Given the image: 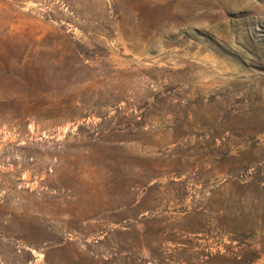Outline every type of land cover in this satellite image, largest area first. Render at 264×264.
<instances>
[{
    "label": "rangeland",
    "instance_id": "rangeland-1",
    "mask_svg": "<svg viewBox=\"0 0 264 264\" xmlns=\"http://www.w3.org/2000/svg\"><path fill=\"white\" fill-rule=\"evenodd\" d=\"M0 264H264V0H0Z\"/></svg>",
    "mask_w": 264,
    "mask_h": 264
}]
</instances>
